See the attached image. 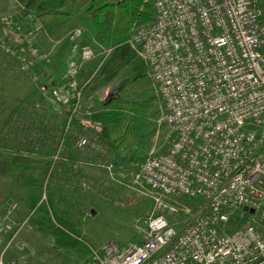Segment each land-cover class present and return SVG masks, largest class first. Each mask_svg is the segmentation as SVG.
<instances>
[{"label": "built area", "instance_id": "built-area-1", "mask_svg": "<svg viewBox=\"0 0 264 264\" xmlns=\"http://www.w3.org/2000/svg\"><path fill=\"white\" fill-rule=\"evenodd\" d=\"M149 1L152 19L131 27L125 42L148 66L169 129L166 150L146 154L139 164L152 208L140 242L122 247L112 239L91 247L82 264H264L261 2ZM0 23L17 32L26 57L1 36L0 53L20 62L42 96L63 106L73 100L70 121L79 113L82 92L92 79L77 80L82 66L95 57L93 44L84 41L86 29L75 26L65 36L78 57L69 59L64 75L68 83L60 88L44 84L31 70L30 60H49L40 55L37 36L44 27L35 11L1 15ZM101 47L106 54L114 49ZM76 136L85 153H104L102 142L86 126ZM181 196L199 197L204 203L189 224L177 229L164 212L179 213L173 198ZM243 206L253 212L243 211ZM239 210L243 216H259L230 233L220 230ZM0 264L27 263L5 257L3 250Z\"/></svg>", "mask_w": 264, "mask_h": 264}, {"label": "rangeland", "instance_id": "rangeland-1", "mask_svg": "<svg viewBox=\"0 0 264 264\" xmlns=\"http://www.w3.org/2000/svg\"><path fill=\"white\" fill-rule=\"evenodd\" d=\"M260 2L263 6L264 0ZM67 9L73 14L67 33L75 26H83L87 31L84 41L91 42L95 51V57L87 61L77 75L79 83L89 77L92 79L82 92L79 113L75 116L88 119V114L84 113L86 109L91 115L103 106L118 105L125 101L140 102L148 107L143 112L127 110L118 126L109 127L110 140L122 142V149L112 161L95 159V153H92L86 154L79 164L82 173L77 176L78 192L74 193L72 206L77 224L75 228L79 233V236H75L76 239L85 244L89 251L91 247H99L112 239H116L123 247L143 239L144 222L150 214L152 201L150 190L140 180L139 164L146 154L165 151L169 129L162 120L163 104L156 87L144 91L132 87L131 79L136 71L131 64L117 65L111 81H105L114 71L104 72L113 50L106 54L96 43L94 25L89 14L85 12V7L69 4ZM23 10L19 9L16 13L22 14ZM66 34L58 42V39L49 37L45 29L39 32L37 42L40 55L47 56L49 60L29 61L32 72L44 84L52 87L62 88L68 83L64 76L67 63L69 59L78 57V54L71 53V43L65 38ZM22 43L21 41V45ZM20 46L16 47L26 57L24 47ZM59 65L63 68L61 77L57 79L54 76ZM59 79L62 84H54ZM37 86L31 74L21 69L18 60L0 53V120L23 97L34 93L35 104L29 106L26 116L33 117L31 120L40 126V130L34 131L31 137L41 138L46 133L55 135L58 154L62 148L60 142L63 137L76 132L77 128L72 129V119L69 121V115L65 113L66 106L54 102L48 96H42ZM94 127L93 125L89 129L92 136ZM102 147L105 154L107 146L102 144ZM173 199L179 205L180 212H164V215L177 229L189 224L204 203L199 197L181 196ZM40 204L46 206L50 215L51 210L45 194L33 205V193L28 186L14 175L0 177V252L4 250L5 257L27 264H81L83 260L76 253L59 247L49 234L38 230L36 221L42 216L39 211ZM258 216V212L243 216L239 210L231 216L229 223L220 226V230L230 233Z\"/></svg>", "mask_w": 264, "mask_h": 264}, {"label": "trees", "instance_id": "trees-1", "mask_svg": "<svg viewBox=\"0 0 264 264\" xmlns=\"http://www.w3.org/2000/svg\"><path fill=\"white\" fill-rule=\"evenodd\" d=\"M18 1L24 6L23 14L27 13V9L33 8L45 32L54 39L63 36L65 26L73 17L67 6L79 4L85 7V12L89 14L95 28L96 43L103 47L114 48L104 72L114 71L105 78V81H111L117 65L131 64L136 71L131 79L132 87L141 91L155 88L144 59L134 46L125 42L131 27L145 24L152 19L153 9L149 0ZM262 8L264 11V5ZM262 20L264 21V13ZM33 100L34 93L23 97L0 120V177L14 175L28 186L33 193V205L45 194L51 216L46 206L40 204L39 211L42 216L36 221L38 230L49 234L55 244L73 251L85 262L89 258L90 251L75 237L79 236V233L75 228L77 224L72 206L74 196L78 192L77 176L82 173L79 164L87 153L78 146L75 133L80 132L84 126L91 130L90 127L94 125V134L103 145L107 146L105 154L96 152L94 158L112 161L122 149V142L110 140L109 127L118 126L127 110L143 112L148 107L140 102L125 101L118 105L103 106L93 112L88 119L74 116L71 124L72 129L77 128V131L64 137L62 148L54 163L53 158L57 148L55 135L46 133L41 138L31 137L33 132L40 128L31 120L33 117L26 116L29 106L32 107L34 103ZM73 103L74 101L70 100L66 105V114L70 112Z\"/></svg>", "mask_w": 264, "mask_h": 264}, {"label": "crops", "instance_id": "crops-1", "mask_svg": "<svg viewBox=\"0 0 264 264\" xmlns=\"http://www.w3.org/2000/svg\"><path fill=\"white\" fill-rule=\"evenodd\" d=\"M23 7L24 6L18 0H0V16L4 14L16 13L19 9L23 10ZM68 24H70V22ZM68 24L65 26L64 34H66L67 31L69 30ZM93 31L95 34V28L93 29ZM64 34L62 37L58 38L57 40L58 42L62 40ZM0 36L4 38L6 41H8L10 44H12L13 46L21 45V41L18 37L17 32L10 25H5L0 23ZM62 68H63L62 65H59L57 69L58 72L54 76L55 78L58 79L61 77L60 75L62 74L61 72ZM54 84H58V85L62 84L61 79H59L58 81H54ZM84 113L90 116L89 114L90 112L87 109L85 110Z\"/></svg>", "mask_w": 264, "mask_h": 264}, {"label": "water", "instance_id": "water-1", "mask_svg": "<svg viewBox=\"0 0 264 264\" xmlns=\"http://www.w3.org/2000/svg\"><path fill=\"white\" fill-rule=\"evenodd\" d=\"M92 14H94V11L92 12ZM114 161V160H113ZM243 211H249V212H253V209L251 208V209H248V207L247 206H243Z\"/></svg>", "mask_w": 264, "mask_h": 264}]
</instances>
